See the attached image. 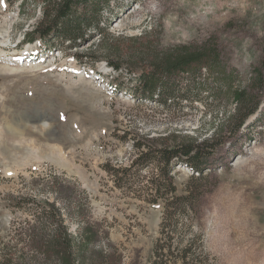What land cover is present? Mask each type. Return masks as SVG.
Returning <instances> with one entry per match:
<instances>
[{
  "label": "rangeland",
  "instance_id": "374dc122",
  "mask_svg": "<svg viewBox=\"0 0 264 264\" xmlns=\"http://www.w3.org/2000/svg\"><path fill=\"white\" fill-rule=\"evenodd\" d=\"M44 1L0 2V255L5 246L13 256L32 254L24 240L12 238L13 218L25 215L12 212L9 202L36 190L24 183L52 167L88 194L86 218L74 211L66 222L74 233L84 225L92 231L90 253L102 264H153L163 202L116 188L102 166L129 163L140 137L168 146L216 138L195 226L210 264H264V88L257 93L251 86L255 69L264 75V0H109L102 34L67 49L25 36ZM211 40L235 77L231 88L259 99L238 131L230 121L235 101L226 89L165 105L134 99L131 78L144 70L148 53ZM80 54L88 62H79ZM171 174L179 194L197 176L185 165ZM181 220L163 242L185 245ZM172 251L167 259L180 254Z\"/></svg>",
  "mask_w": 264,
  "mask_h": 264
},
{
  "label": "trees",
  "instance_id": "16d2710c",
  "mask_svg": "<svg viewBox=\"0 0 264 264\" xmlns=\"http://www.w3.org/2000/svg\"><path fill=\"white\" fill-rule=\"evenodd\" d=\"M108 4L109 0H46L40 17L25 36L37 35L49 47L75 48L105 30L109 23L104 14L108 12ZM77 57L79 62H88L83 54ZM221 57L219 47L212 40L196 47L181 44L166 52L153 50L143 60L144 70L131 78L135 82L134 99L155 100L165 105L168 100H197L203 95L212 98L226 89L231 91L235 101L236 108L230 121L233 131H238L248 116L258 110L259 99L245 88H231L235 77L231 71L226 72ZM113 67L120 68L117 64ZM251 86L257 93L264 88L260 68L254 70ZM215 139L199 143L190 140L168 146L156 145L154 139L140 137L132 143L134 156L129 163L109 160L102 166L116 188L149 203L163 202L161 235L154 243L153 264H210V255L202 243L203 233L196 228L194 219L205 186L201 182L203 173L218 145ZM176 165H185L197 173V176H190L194 186L187 185L182 194L177 192L171 180ZM24 185H36V190L10 200L11 211L25 215L23 220L13 218L12 238L18 243L24 240L35 256L25 257L22 252L13 256L10 247L5 246L0 255L1 264H102L95 252L88 251V243L95 238L92 231L84 225L82 233H74L66 222L74 211L76 217L86 218L90 203L86 190L74 178L52 167L31 177ZM178 219H182V229L188 238L181 249L179 245L163 242L170 239L168 231ZM172 249H179L180 254L172 260L167 259L173 254Z\"/></svg>",
  "mask_w": 264,
  "mask_h": 264
},
{
  "label": "snow or ice",
  "instance_id": "6c2138e0",
  "mask_svg": "<svg viewBox=\"0 0 264 264\" xmlns=\"http://www.w3.org/2000/svg\"><path fill=\"white\" fill-rule=\"evenodd\" d=\"M0 2H2V0H0Z\"/></svg>",
  "mask_w": 264,
  "mask_h": 264
}]
</instances>
